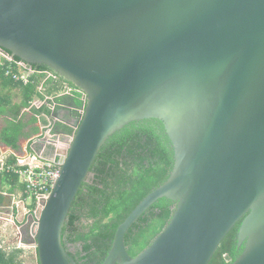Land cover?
<instances>
[{"label":"water","instance_id":"1","mask_svg":"<svg viewBox=\"0 0 264 264\" xmlns=\"http://www.w3.org/2000/svg\"><path fill=\"white\" fill-rule=\"evenodd\" d=\"M0 48L86 93L35 221L38 264H77L62 243L73 201L105 141L148 118L173 168L101 264H209L239 220L232 264H264V0H0ZM160 198L171 218L133 257L125 233Z\"/></svg>","mask_w":264,"mask_h":264},{"label":"trees","instance_id":"2","mask_svg":"<svg viewBox=\"0 0 264 264\" xmlns=\"http://www.w3.org/2000/svg\"><path fill=\"white\" fill-rule=\"evenodd\" d=\"M5 51L11 54L10 51ZM13 57L20 60L17 56ZM5 64L7 69L11 68L10 63ZM31 66L36 70H52L42 64ZM58 77L54 81L55 86H51L50 83L53 82L47 80L39 90L41 74L33 73L25 82L23 79L15 80L11 75H5L4 71H0V120H2L0 143L18 150L22 137L29 139L32 134L38 132L36 115L41 113L51 115L49 109L45 106L33 107L30 113H21V110L29 107L35 97L60 95L66 85L72 84ZM13 88L19 89L18 102H13L7 94V91ZM3 90L6 94L2 93ZM54 101L71 102L64 96H59ZM75 104H79L78 101L75 100ZM62 109L63 107L57 104L54 113H61L64 118L65 113ZM54 130L65 134L72 133V128L62 122L56 123ZM7 163L9 165L15 163L13 154H10ZM173 163V148L162 122L158 119L148 118L130 122L105 141L73 201L62 229V243L77 264L103 262L117 226L143 197L169 177ZM86 180H89L93 187L83 193L82 187ZM100 184L105 190L108 189L103 196ZM24 187L19 174L13 171H0V191L14 194L20 190L26 196ZM117 190L115 195L111 194ZM96 197L101 200L96 201ZM175 205V201L160 198L139 216L124 236L129 255L136 256L150 244L168 223ZM95 206L101 208V213L86 218V210ZM102 214L110 216L108 222L103 219ZM240 223L241 220L225 235L209 264H232L239 256L242 251V246H238L237 241ZM73 246L75 251L71 252L69 248ZM0 264L19 263L5 259L3 252H0Z\"/></svg>","mask_w":264,"mask_h":264},{"label":"built area","instance_id":"3","mask_svg":"<svg viewBox=\"0 0 264 264\" xmlns=\"http://www.w3.org/2000/svg\"><path fill=\"white\" fill-rule=\"evenodd\" d=\"M7 62L10 63L11 66V68L9 69H7V66L5 64ZM0 71H4L5 75H11L15 80L23 79L25 82L27 81L29 75L33 73L41 74L42 78L38 85L39 90L42 89L47 79H56L58 77L57 74L53 71L36 70L31 66V64L25 62L22 59L15 60L13 55L6 52L3 48H0ZM75 94H77L80 105L70 107V109L73 110L71 111L72 117L70 122L59 119L57 117L58 115L55 114L58 120L53 123V127H51V125H41V132L39 136L44 138L45 143L48 140L50 144H53L57 148L58 144H56L55 138L45 139L44 135L45 132H49L51 130L56 134H60L59 132L57 133L54 130L56 122L65 123L72 128V133L69 134L67 138L68 144L70 143L73 132L75 131L84 111V106L86 103V93L81 88L69 84L65 86L63 92L60 94L76 96ZM56 105L57 103L54 101L52 96H45L44 98H34L30 103L29 109L33 107L40 108L43 106L49 109L51 115H48L46 113L36 115L38 122L43 117H45V119L47 120L53 119L52 115L54 114ZM65 151L58 152L56 150V153L52 157H48L45 153V148H41L39 152L30 153L27 157H16L15 163L13 165H9L7 163V154L0 155V171H13L19 174L20 180L25 185L24 193L26 194V197L30 198L35 203L33 213L36 217H38L39 209L42 207L43 201H45V199L47 198L49 191L59 174V164L57 161L65 154ZM35 221H37V219Z\"/></svg>","mask_w":264,"mask_h":264},{"label":"crops","instance_id":"4","mask_svg":"<svg viewBox=\"0 0 264 264\" xmlns=\"http://www.w3.org/2000/svg\"><path fill=\"white\" fill-rule=\"evenodd\" d=\"M47 80L55 81L57 79L50 78ZM59 96H64L67 100L71 101L70 103L57 102V104L63 107L62 111L65 113V117L63 118L62 114L58 112L52 115L53 119L47 120L43 117L37 122L39 130L38 133H36L35 141H31V137L28 140L27 138L22 137L19 140L18 150H14L9 146L0 143V155L7 154V159H10V154H13L15 158L21 156L27 157L30 153L39 152L41 148H45L46 153L48 146H51L52 144H50L48 140L45 143L44 138L39 136L41 125H51V127H53V123L58 120L57 117L59 119H65L64 121L66 122H70L72 117L71 111H73L70 107L80 105L77 96L58 94L52 97L53 99H56ZM75 100L78 101L79 104H75ZM55 114L58 116L56 117ZM1 126L2 120H0V128ZM49 132H45V139L55 138L56 144L62 145L59 140L60 138L62 139L63 137H66V134L61 132H59L60 134H56L52 130ZM56 132L58 133V131ZM56 150L60 152L61 149L56 148ZM0 196L2 199L0 201V252H3V257H5V259H11L12 262H18L19 264H38L36 247L32 242V229L35 220L37 219L33 213V208L35 206L33 200L32 203H27L25 201L26 196H24L20 190L14 194L8 193L7 191H0ZM4 226L5 230H3Z\"/></svg>","mask_w":264,"mask_h":264},{"label":"rangeland","instance_id":"5","mask_svg":"<svg viewBox=\"0 0 264 264\" xmlns=\"http://www.w3.org/2000/svg\"><path fill=\"white\" fill-rule=\"evenodd\" d=\"M53 83H50V85L51 86H55V84H56V82H54V81H52ZM19 89H17V88H13V89H10V90H8L7 91V94L9 95V98H11L12 100H13V102H18L19 101V99H20V96H19V91H18ZM2 93L3 94H6V91L5 90H3L2 91ZM76 96H77V94H75ZM35 98H37V97H35ZM21 113H30V109H29V107H26V108H22V110H21ZM57 123V122H56ZM38 133V132H37ZM68 135L69 134H66V137H63L62 139L60 138V142H61V144L62 145H60V144H58L57 145V149H61L60 150V152H62V151H64V149L65 148H67L68 147ZM31 141H35V138H36V134H32V136H31ZM27 140H28V138H27ZM56 153V147L52 144L51 146H48V148H47V150H46V155L48 156V157H52L54 154ZM92 187H93V185L91 184V182L89 181V180H86V183H85V185L82 187V192L83 193H86V192H88V191H90L91 189H92ZM100 191H101V196H103V193H105V191L106 190H108V189H104L103 187H102V185L100 184ZM118 192V190L117 191H115V192H111V194L112 195H115L116 193ZM2 199L0 198V201H1ZM101 200V198H99V197H96V201H100ZM25 201L27 202V203H32V200L30 199V198H25ZM1 204V203H0ZM88 208V207H87ZM86 208V209H87ZM101 208L100 207H98V206H95V207H92V208H89L88 210H86V215H85V217L86 218H92V217H94V216H96V215H98V214H100L101 212ZM102 216H103V219L105 220V221H109V218H110V216H104L103 214H102ZM14 222V221H13ZM9 225V224H8ZM4 229L3 230H5V226L3 227ZM10 228V227H9ZM8 228V229H9ZM35 228H36V225L34 226V228L32 229V231H33V233H34V231H35ZM9 231H10V229H9ZM27 240V239H26ZM69 250L71 251V252H74L75 251V247L73 246V247H70L69 248Z\"/></svg>","mask_w":264,"mask_h":264},{"label":"clouds","instance_id":"6","mask_svg":"<svg viewBox=\"0 0 264 264\" xmlns=\"http://www.w3.org/2000/svg\"><path fill=\"white\" fill-rule=\"evenodd\" d=\"M52 71V70H51ZM57 76H59V75H57ZM70 85H74V84H70Z\"/></svg>","mask_w":264,"mask_h":264},{"label":"flooded vegetation","instance_id":"7","mask_svg":"<svg viewBox=\"0 0 264 264\" xmlns=\"http://www.w3.org/2000/svg\"><path fill=\"white\" fill-rule=\"evenodd\" d=\"M59 78V77H58ZM60 80H61V78H60Z\"/></svg>","mask_w":264,"mask_h":264}]
</instances>
